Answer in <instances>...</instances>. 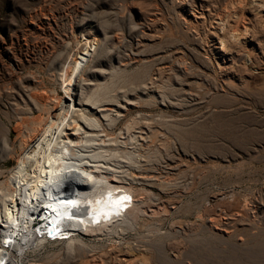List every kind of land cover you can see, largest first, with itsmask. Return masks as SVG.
<instances>
[{"label":"rangeland","instance_id":"374dc122","mask_svg":"<svg viewBox=\"0 0 264 264\" xmlns=\"http://www.w3.org/2000/svg\"><path fill=\"white\" fill-rule=\"evenodd\" d=\"M88 64L85 86L122 77L128 110L113 131L141 116L152 139L132 169L147 214L124 240L33 244L11 264H264V130L234 131L225 108L264 123V0H0L1 184L40 114L35 98L53 107L65 81L78 98ZM117 241L144 257L124 261Z\"/></svg>","mask_w":264,"mask_h":264},{"label":"bare ground","instance_id":"6f19581e","mask_svg":"<svg viewBox=\"0 0 264 264\" xmlns=\"http://www.w3.org/2000/svg\"><path fill=\"white\" fill-rule=\"evenodd\" d=\"M220 27H225L223 20H220ZM243 32L244 34L236 32L229 36L239 40L240 36L246 37L249 34L247 30ZM235 43L237 44V41ZM222 44L224 45L223 41ZM96 50L97 42L95 41L88 54L90 60L93 59ZM88 69L90 64L77 78L76 84L80 83L81 90L78 98L74 96L71 82L66 81L64 83L66 95L57 96L53 107L50 106L47 97L38 95L35 98V105L40 114L35 116L29 124L26 123L29 133L24 138L22 136L23 151L17 166L11 170V177L6 182L0 183V221L2 223H0V264L11 263L8 260L11 257L10 250L18 257V253L30 246V223L33 218L30 213L41 205L46 206L48 215L52 218L51 233L54 236L63 234L70 236L69 241L65 243L69 244L68 247L71 249L80 251L89 248L85 239L124 240V236L129 231H137V227L140 226L139 215L147 214L146 209L138 206L145 205L144 199L142 196L138 198L135 196L137 192L135 183L141 176L138 177L139 175L133 173L132 169L139 168L140 171V168L143 169L141 159L149 160L150 157L143 158L144 154H141V151L145 149L143 146L146 143L141 142L148 144L152 139L148 137V134L146 138V133L141 131L140 126L143 123H141V116L128 121L120 133L113 131L125 117L121 110H128L127 105L120 101L119 91L124 87H119L121 84H118L117 80L121 81L122 77L116 81L113 80L115 78H111L113 81L111 80L110 83H89L85 86L81 82L88 81L85 78V72ZM140 79V77L135 78L131 83H137ZM124 98L126 103H130L125 94ZM225 108L226 110L229 108V112L234 115V119L230 121L235 128L234 131L239 133L242 126L252 130L254 127L264 130V123L251 119V115L240 114L239 110L232 109V105ZM153 132L155 131L151 134ZM152 137L154 138L155 135L153 134ZM119 185L124 190L117 194L113 189ZM64 188L76 189L67 191ZM73 190L76 195L66 194ZM69 199L75 201L77 206L61 205L60 201ZM131 199L132 202H130ZM53 208L57 209L59 214L53 211ZM141 220H143L142 217ZM98 221L102 224L92 228L93 222ZM117 245L120 256L130 255L131 257L130 260L123 259L124 261L134 263L139 257H144L140 251L136 253V250L135 253L131 251H129L130 254L127 253L126 250L133 251L127 242L117 241ZM121 245L125 251L120 248ZM114 246L113 250L116 249Z\"/></svg>","mask_w":264,"mask_h":264},{"label":"snow or ice","instance_id":"6c2138e0","mask_svg":"<svg viewBox=\"0 0 264 264\" xmlns=\"http://www.w3.org/2000/svg\"><path fill=\"white\" fill-rule=\"evenodd\" d=\"M61 205L63 206H67V207H76L77 203L73 200H64V201H60ZM53 211L57 212V214H59L58 210L53 208ZM65 214L67 215V212H65ZM69 218H71V216H69Z\"/></svg>","mask_w":264,"mask_h":264},{"label":"built area","instance_id":"2783aa9c","mask_svg":"<svg viewBox=\"0 0 264 264\" xmlns=\"http://www.w3.org/2000/svg\"><path fill=\"white\" fill-rule=\"evenodd\" d=\"M49 234L52 236V233L51 232ZM54 237H56V236H52V238H54Z\"/></svg>","mask_w":264,"mask_h":264}]
</instances>
